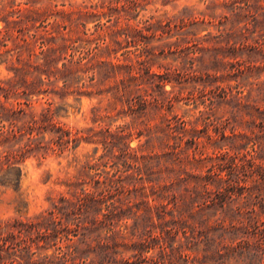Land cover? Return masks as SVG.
I'll list each match as a JSON object with an SVG mask.
<instances>
[{"label":"rangeland","instance_id":"374dc122","mask_svg":"<svg viewBox=\"0 0 264 264\" xmlns=\"http://www.w3.org/2000/svg\"><path fill=\"white\" fill-rule=\"evenodd\" d=\"M54 2L100 11L50 53L58 66L83 57L66 85L0 62L17 81L1 100L52 113L33 123L20 186L0 184V220L27 221L60 191L75 203L47 227L70 239L19 224L0 264H264V0ZM129 65L143 76L120 97Z\"/></svg>","mask_w":264,"mask_h":264},{"label":"trees","instance_id":"16d2710c","mask_svg":"<svg viewBox=\"0 0 264 264\" xmlns=\"http://www.w3.org/2000/svg\"><path fill=\"white\" fill-rule=\"evenodd\" d=\"M54 1L0 0V22H3V25L0 27V62L11 63V69L16 73L22 71L29 74L34 69L41 74L45 72L49 80L46 83H54L51 80L52 77L59 80L60 77L64 76L66 85L69 79H71V74H74L75 70L85 65L82 64L83 57L77 61H70L71 65L63 62L61 66H58L59 61H55L50 53L52 51L62 52V48L69 45L67 33L70 32L72 23L77 20L86 28L90 18L99 15L100 7L98 5L91 7L71 5L70 7H66L65 3H61L60 5ZM100 25L98 24V26ZM128 29L127 35H132V33L136 32L142 33L144 31V28L132 24H128ZM107 63H109V66L111 65L110 67L114 71L126 66V64L112 61ZM26 64L27 66H25ZM44 65H47V69L43 68ZM127 67L131 69L129 75H124L123 78L119 79L123 86L120 87L118 82L115 86L120 97H130L131 93L128 91L129 88L127 86H131L132 82L137 81L139 77L143 76L141 71L134 72L133 66L129 65ZM146 73L152 78H161V82H155V84L165 85L166 79H164L163 75L150 72V70ZM127 78L131 79V81L128 82ZM23 79L26 86L31 84L28 81V76H25ZM91 79H95V74H93ZM42 81L44 82L43 79ZM16 83L17 81L13 78H0V90H9V87ZM83 84L86 85V82H83ZM23 92L26 95L32 94L28 89H23ZM19 112L30 115L31 121L27 120L18 125L17 119L14 116ZM50 115H52L50 108H44L42 113L37 115L34 112L26 113L22 106V101L19 99H15L9 103L0 99V184L20 186L23 176L22 163L29 156L30 152L36 149V142L39 139V133L33 131V123L48 119ZM257 168L264 172V165L262 163ZM82 193L83 196L78 197V200H84L88 196H92V192L85 188ZM75 194H77V191ZM74 203L75 201L72 198L59 191L56 197H51V208L45 209L35 216H28L27 221L19 219L13 223L11 220H0L1 250H4L5 247H10L8 238L14 235L12 228L19 224L30 230H37L43 234L40 238L44 240L53 235L57 239H63L64 236L69 238L68 235H60L61 232L57 231V227L54 226L52 229L47 227V213L51 214V222H54L55 219L53 217L56 215L57 210ZM96 220L100 223L102 222L99 218H96ZM42 229L44 230L42 231ZM108 230L111 232L115 231L112 227ZM119 246L116 245V247ZM66 253L68 254V252ZM1 256L4 257V255ZM120 261L124 264H130L129 258L124 257Z\"/></svg>","mask_w":264,"mask_h":264}]
</instances>
